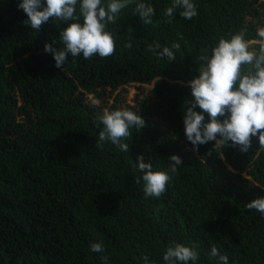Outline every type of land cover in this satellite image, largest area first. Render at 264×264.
<instances>
[{
  "label": "trees",
  "instance_id": "trees-1",
  "mask_svg": "<svg viewBox=\"0 0 264 264\" xmlns=\"http://www.w3.org/2000/svg\"><path fill=\"white\" fill-rule=\"evenodd\" d=\"M19 2L0 0V264H104L101 256L143 264L146 254L164 264L173 242L196 244L195 264H220L213 246L228 264H264V213L246 208L264 197L258 137L247 153L230 143L217 152L214 141L195 151L183 122L197 57L244 27L255 38L264 0H193L192 20L181 9L165 16L172 0H143L155 9L151 24L132 3L109 25L112 56L69 55L61 68L45 44L63 47L59 33L71 21L50 18L36 32ZM154 42L179 43L176 59L149 51ZM103 108H128L146 121L122 141L128 152L96 146ZM140 155L154 170L166 169L171 155L183 161L159 199L135 182ZM94 242L104 252H92Z\"/></svg>",
  "mask_w": 264,
  "mask_h": 264
},
{
  "label": "clouds",
  "instance_id": "clouds-1",
  "mask_svg": "<svg viewBox=\"0 0 264 264\" xmlns=\"http://www.w3.org/2000/svg\"><path fill=\"white\" fill-rule=\"evenodd\" d=\"M132 3L136 5L135 14H139L143 23L151 24L155 9L143 0H20L18 8L28 17L24 23L36 32L50 18L60 24L71 21L59 33L63 47L57 49L52 44H45V51L53 54L55 66L61 68L69 55L82 54L85 60L96 55L101 58L112 56L116 50V35L109 30V25L115 24L121 10ZM177 9H181L179 15L186 20L198 15L193 0H172L164 15L174 17ZM247 32L244 27L228 37L220 36L197 57L199 75L189 82L194 99L183 121L186 138L195 151L200 145L214 141L217 152L230 143L241 153H247L252 149L253 137H258L259 150H264V24H257L255 38H246ZM125 47L131 48L132 44ZM173 49L179 50L180 44L173 42L171 47L162 48L159 42L148 45L149 51L168 61L176 59ZM197 107L201 111H196ZM204 113L209 116L208 122H205ZM97 119L103 125L96 142L101 149L105 142H110L122 152H128L129 145L122 141L132 135L130 129L134 127L141 131L146 126L143 117L128 108H103ZM182 163L179 155H171L166 169L154 170L153 164L145 162L144 155H140L133 166L142 176H137L135 182H143L145 197L159 199ZM246 208L264 213V197L246 204ZM197 247L196 244L186 246L173 242L163 252V262L195 264L199 259ZM90 248L95 253L105 250L102 243L96 242ZM150 255H143V264H157ZM211 255L218 257L220 264H228V256L221 255L215 246ZM101 259L108 264V256H101Z\"/></svg>",
  "mask_w": 264,
  "mask_h": 264
}]
</instances>
